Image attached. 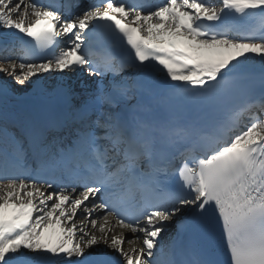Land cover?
<instances>
[{"label":"snow or ice","instance_id":"6c2138e0","mask_svg":"<svg viewBox=\"0 0 264 264\" xmlns=\"http://www.w3.org/2000/svg\"><path fill=\"white\" fill-rule=\"evenodd\" d=\"M0 41V264H264V0H0Z\"/></svg>","mask_w":264,"mask_h":264},{"label":"bare ground","instance_id":"6f19581e","mask_svg":"<svg viewBox=\"0 0 264 264\" xmlns=\"http://www.w3.org/2000/svg\"><path fill=\"white\" fill-rule=\"evenodd\" d=\"M162 2V0L160 1V3ZM21 94V93H20ZM19 94V95H20ZM128 233H130V232H125V235L127 236L128 235ZM170 234V233H169ZM133 235V234H132ZM141 245H140V243L138 242V243H136V244H134V245H127V244H125V248H130V247H136V248H139ZM101 247H103V245H101Z\"/></svg>","mask_w":264,"mask_h":264},{"label":"rangeland","instance_id":"374dc122","mask_svg":"<svg viewBox=\"0 0 264 264\" xmlns=\"http://www.w3.org/2000/svg\"><path fill=\"white\" fill-rule=\"evenodd\" d=\"M127 236H132V233H128V235Z\"/></svg>","mask_w":264,"mask_h":264}]
</instances>
